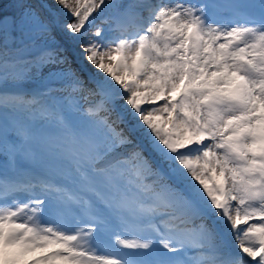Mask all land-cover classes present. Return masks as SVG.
Masks as SVG:
<instances>
[{
  "label": "snow or ice",
  "instance_id": "snow-or-ice-1",
  "mask_svg": "<svg viewBox=\"0 0 264 264\" xmlns=\"http://www.w3.org/2000/svg\"><path fill=\"white\" fill-rule=\"evenodd\" d=\"M0 264H264V0H0Z\"/></svg>",
  "mask_w": 264,
  "mask_h": 264
}]
</instances>
